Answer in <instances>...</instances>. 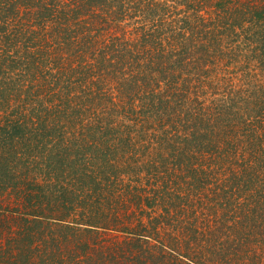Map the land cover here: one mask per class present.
Returning <instances> with one entry per match:
<instances>
[{"label": "trees", "instance_id": "1", "mask_svg": "<svg viewBox=\"0 0 264 264\" xmlns=\"http://www.w3.org/2000/svg\"><path fill=\"white\" fill-rule=\"evenodd\" d=\"M0 264H264V0H0Z\"/></svg>", "mask_w": 264, "mask_h": 264}]
</instances>
